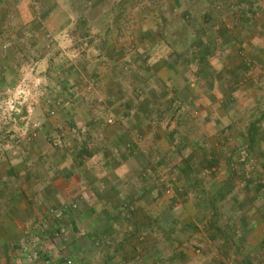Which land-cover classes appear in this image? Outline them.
<instances>
[{
	"label": "crops",
	"instance_id": "1",
	"mask_svg": "<svg viewBox=\"0 0 264 264\" xmlns=\"http://www.w3.org/2000/svg\"><path fill=\"white\" fill-rule=\"evenodd\" d=\"M73 2L0 0V264H35L31 233L43 264H264V0L105 13L97 39ZM46 87L60 118L32 128Z\"/></svg>",
	"mask_w": 264,
	"mask_h": 264
},
{
	"label": "rangeland",
	"instance_id": "2",
	"mask_svg": "<svg viewBox=\"0 0 264 264\" xmlns=\"http://www.w3.org/2000/svg\"><path fill=\"white\" fill-rule=\"evenodd\" d=\"M69 1V0H68ZM81 0H74L73 2V11H80L82 10L84 13H88L90 16V27L93 29V33H91V35L93 37H95L94 39H97L98 37V29H100L101 25H102V21H98L97 17L101 15L105 14V13H110V12H116L118 10H122L123 13H126V15H131V14H144L146 11H154L155 14L157 15H162V17H168L169 16V8H171V10L175 9V14L178 15L180 13H183L184 8L188 7V5L186 3L182 4L180 6V8H178V6L176 5L174 7L172 0H103L102 3H93L94 0H91L90 2L87 3V6L85 4H81L80 3ZM85 5V6H84ZM199 6V5H198ZM189 7H191L190 9V13L194 12V5L191 4L189 5ZM189 14V12H188ZM182 23V21H180ZM94 23V24H93ZM197 23V21H196ZM100 26V27H99ZM91 29V31H92ZM188 29H190V25L188 26ZM91 36V37H92ZM92 37V38H93ZM185 39V36H183ZM188 37V34H187ZM191 37V36H190ZM175 38V37H174ZM182 38V37H181ZM191 39V38H190ZM191 41V40H190ZM181 40H179V43L181 44ZM79 52V51H77ZM222 56H219V62H221V60L225 57V53H221ZM218 60L215 59V65L218 64ZM219 68V67H218ZM39 84V82L37 84H35L34 87H37ZM240 86V85H239ZM242 86V85H241ZM44 88V87H43ZM247 88L249 89V91H255L256 89H253L251 86H247ZM31 88V92H32ZM49 88L46 87V89H42L39 90L42 92V95H44L41 99H37L36 102V110H37V114H35L34 112L31 113L30 116H28L27 119V124L29 126H32V128H35V124L39 123V125L47 122L48 118H54L57 114V110L55 112L54 109H56L58 107L59 104L55 103L56 101L53 99L52 94L50 92H48ZM20 91V92H19ZM38 91V89H37ZM245 90H241L240 92H244ZM247 91V90H246ZM14 95H16L17 97H19V94L24 93L23 91H21L20 89H17L14 91ZM54 100V102H53ZM20 99L18 100L17 98H12L11 101H6V103H3L1 101V105H5L6 107H8V111L10 119L7 117V115L2 114L0 116V124L5 125V121L6 123L9 124H13V123H17L18 122V118L17 117H13L12 113L14 111H16L17 108V103H19ZM95 104L97 105V99L95 100ZM99 105V104H98ZM52 110V111H51ZM54 110V113H53ZM113 117V116H112ZM8 118V119H6ZM58 118H60V116H56V118H54L55 120H57ZM69 118L70 116L64 118V121L66 123L69 122ZM114 118V117H113ZM45 120V121H44ZM114 123H116V119L114 118ZM105 124L106 121H105ZM113 124V123H112ZM12 137L14 138V134H12ZM62 137V136H61ZM60 135L59 137L56 135L55 138L54 136L52 137L53 142L52 144L55 145V142L57 143L56 145H59L58 143H62L63 140L61 139ZM61 145V144H60Z\"/></svg>",
	"mask_w": 264,
	"mask_h": 264
},
{
	"label": "built area",
	"instance_id": "3",
	"mask_svg": "<svg viewBox=\"0 0 264 264\" xmlns=\"http://www.w3.org/2000/svg\"><path fill=\"white\" fill-rule=\"evenodd\" d=\"M101 102H102L101 99H97V103L99 105L101 104ZM105 121L107 124H112L114 123V118L112 116H108L105 118ZM37 126H39V123L35 124V128ZM156 180L158 183L163 185L166 193L169 194L171 192V186L166 182L164 177L160 175ZM76 207L77 204L73 203L72 208H76ZM64 212H65L64 210L54 211L53 216L58 219L64 215ZM49 229L50 226L47 223H42L39 226L40 232L47 231ZM64 233H65V229L63 227H56L53 231V235L55 237L63 236ZM38 237H39L38 234H33V233L29 234L30 240L23 242L20 249L24 255L30 257L33 261H35V264H43L45 263L46 259L43 253L41 252V249L39 248ZM65 264H73V260L67 259L65 260Z\"/></svg>",
	"mask_w": 264,
	"mask_h": 264
},
{
	"label": "trees",
	"instance_id": "4",
	"mask_svg": "<svg viewBox=\"0 0 264 264\" xmlns=\"http://www.w3.org/2000/svg\"><path fill=\"white\" fill-rule=\"evenodd\" d=\"M84 1H87V2H90L91 0H84ZM102 0H94L93 3L97 4L99 2H101ZM85 6V5H84ZM77 13H80V12H83L82 10L80 11H76ZM82 15L83 14H86V12L84 13H81ZM80 17H84V16H80L79 15V18H78V23H85V21H82V20H79ZM87 18V17H86ZM190 19H187V20H184V23L186 24L185 26H189L190 24ZM208 22V21H207ZM192 23V22H191ZM193 24V23H192ZM194 25H192L193 27ZM195 33V29H193V31H191V43L193 44L196 39H197V36L194 34ZM213 41L214 40H211V39H207L205 41V44L202 45V48L197 52V58H199V65L196 69V71L194 72L195 75L197 76H209L211 73H212V69L208 66V61H207V58L209 55H211L212 51V44H213ZM252 137V136H251Z\"/></svg>",
	"mask_w": 264,
	"mask_h": 264
}]
</instances>
